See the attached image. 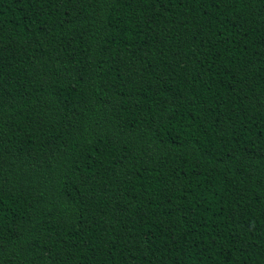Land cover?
Instances as JSON below:
<instances>
[{"label": "trees", "instance_id": "1", "mask_svg": "<svg viewBox=\"0 0 264 264\" xmlns=\"http://www.w3.org/2000/svg\"><path fill=\"white\" fill-rule=\"evenodd\" d=\"M0 264H264V0H0Z\"/></svg>", "mask_w": 264, "mask_h": 264}]
</instances>
